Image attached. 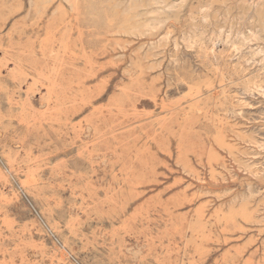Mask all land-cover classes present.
<instances>
[{
	"label": "rangeland",
	"instance_id": "1",
	"mask_svg": "<svg viewBox=\"0 0 264 264\" xmlns=\"http://www.w3.org/2000/svg\"><path fill=\"white\" fill-rule=\"evenodd\" d=\"M71 1L0 0V47L39 50ZM167 1L76 0L112 28L85 46L74 31L65 51L55 39L85 92L66 120L40 125L0 90V264H264V16Z\"/></svg>",
	"mask_w": 264,
	"mask_h": 264
},
{
	"label": "bare ground",
	"instance_id": "2",
	"mask_svg": "<svg viewBox=\"0 0 264 264\" xmlns=\"http://www.w3.org/2000/svg\"><path fill=\"white\" fill-rule=\"evenodd\" d=\"M69 1V0H68ZM129 1V0H128ZM157 1V0H156ZM154 0H151L152 4L151 6H153V4L156 2ZM257 1V4H256ZM161 2V0H160ZM173 2V1H172ZM172 2L165 0V6L167 8H170L172 6H175ZM184 2L185 0H181V3L177 4V8H176V13H178L179 11L182 10V7L184 6ZM214 2L216 3V5H212L209 2V7H213L216 9V13L219 12H223L226 14H229L231 12L232 8H237L239 13L242 14H250V11L253 10V17L256 19V17L258 18V20L260 21L263 16H264V2H262V0H242L241 2L237 1V0H214ZM34 3V2H33ZM134 3V2H133ZM38 4V2H37ZM144 4V1H143ZM159 4V3H158ZM41 5V4H40ZM109 5V4H108ZM139 5V4H138ZM142 5V4H141ZM149 5V4H148ZM164 5V4H163ZM253 5L254 8H253ZM257 5V8H256ZM31 6V5H30ZM110 6V5H109ZM129 6V5H128ZM150 6V9L147 10L148 13H152L154 12V9H152V7ZM39 7V6H38ZM36 7V8H38ZM134 7V5H133ZM143 7V6H142ZM147 7V6H146ZM157 7V6H156ZM155 7V8H156ZM160 7V6H159ZM207 7V5H206ZM67 8V7H66ZM66 8L59 6L55 11H58V16L61 17L60 23L61 26L57 27L59 30V36H56L55 33L50 34L48 30L47 34L45 36V38L40 39L41 41L39 42V45L36 50L33 43L30 44V46L28 47V50H24V52H16L13 51L12 48L7 49V48H1V55H0V67L1 65H7L8 61H12V67H10V69H8V71L6 72L5 75L1 76L0 75V90L3 91L4 96H6V100L9 102L10 106H14L19 108L22 113L23 116L25 117H29L31 119H33V121L35 122L36 119H39V124H42V120H46L50 119L49 121H52L51 119H53V115H57L56 116V121L60 120V118H63L64 120H66V118H68V115H72L74 113L79 112L80 110H82V106L79 105V103L76 102V95H81L83 96V94H85L84 92V88L82 86V84H78L75 86L76 90H71L72 84H71V80L73 78H71V80H66L64 79V76L62 75V71L58 66V63H56L60 56H59V49H55L54 48V41L56 38L59 39V47L65 51L68 49L69 43H70V35L76 31L77 35L79 36L80 39V45L81 46H85V45H93L94 43L96 44L99 41L98 37H95L94 34L97 33V31L105 29V31L110 30L112 28V19L107 18L108 15V11L107 10H102L104 15L107 18V21L105 22V25L103 26H98V21L100 20L98 17L99 14V10L97 9V7L93 4V3H87V4H79L78 2H76V0H73L70 2V11H68ZM141 8V7H140ZM154 8V7H153ZM175 8V7H174ZM200 8V7H199ZM44 9V8H43ZM42 9V10H43ZM147 9V8H146ZM171 9V8H170ZM211 9V8H210ZM135 10V9H134ZM145 10V9H144ZM165 10V9H163ZM191 10V9H190ZM189 10V11H190ZM37 11V10H36ZM133 11V10H131ZM139 11V10H138ZM156 11V10H155ZM158 11L160 12L161 10L158 9ZM192 11V10H191ZM144 12V11H143ZM142 12V13H143ZM199 12V11H198ZM237 12V11H236ZM29 13V12H28ZM130 13V12H129ZM137 13V10H136ZM171 13V12H170ZM181 13V12H180ZM214 13V12H213ZM212 13V14H213ZM215 13V14H216ZM39 14L40 11H39ZM43 14V13H42ZM140 14V13H138ZM145 14V13H144ZM166 14V13H165ZM197 14V13H196ZM202 14V13H201ZM45 15V14H44ZM155 15V14H154ZM153 15V16H154ZM189 15V14H188ZM198 15V14H197ZM209 15V14H208ZM217 15V14H216ZM215 15V16H216ZM52 16V14H51ZM153 16H149V19H145L143 25L147 28L146 30H151V29H156L158 26L160 27V22L163 21V19L165 18L164 16H161V14H159L157 17H153ZM206 16V14H205ZM251 16V18H252ZM131 17V16H130ZM153 17V18H152ZM196 17V16H195ZM235 17V16H234ZM237 17V16H236ZM246 17V16H245ZM127 18V17H126ZM194 18V17H193ZM198 18V17H197ZM196 18V19H197ZM218 18V17H217ZM58 19V18H57ZM60 19V18H59ZM141 19V18H140ZM169 19V18H168ZM172 19V18H170ZM176 19V17H175ZM223 19V18H222ZM225 19V18H224ZM49 20V17H48ZM56 20V17L51 18V20H49V22L47 23L46 26H53L55 25L54 22ZM179 20V19H177ZM190 20V19H189ZM192 20V19H191ZM190 20V21H191ZM203 20V19H202ZM206 20V19H205ZM204 20V21H205ZM214 20V19H213ZM252 20V19H251ZM264 20V18H263ZM4 21V20H3ZM12 21V20H11ZM47 21V20H45ZM136 21V20H135ZM195 21V20H194ZM256 21V20H255ZM254 21V22H255ZM258 21V22H259ZM6 22V21H5ZM4 22V23H5ZM123 22V21H122ZM131 22V21H129ZM173 22V21H172ZM187 22V20H186ZM189 22V21H188ZM213 22V21H212ZM234 22V21H233ZM253 22V23H254ZM3 23V22H2ZM39 23V22H38ZM37 23V24H38ZM59 23V22H58ZM140 23V22H139ZM192 23V22H191ZM199 23V22H198ZM244 23V22H243ZM252 23V24H253ZM6 24V23H5ZM133 24H136V22H134ZM162 24V22H161ZM211 24V23H210ZM216 24V23H215ZM227 25V24H226ZM251 25V24H250ZM249 25V27H250ZM4 26V25H3ZM1 26V27H3ZM57 26V25H56ZM140 25H138L137 27H139ZM162 26V25H161ZM230 26V24H229ZM203 27V26H202ZM226 27V26H225ZM136 27L132 26V23L129 24L128 26V32L132 29ZM141 28V27H140ZM161 28V27H160ZM196 28V27H195ZM204 28V27H203ZM215 28V25H214ZM213 28V29H214ZM228 28V27H227ZM230 28V27H229ZM241 28V27H240ZM54 29L55 26H54ZM86 29V34L88 35V40L87 41H83L82 37L85 34V30ZM191 29V28H189ZM194 29V26H193ZM192 29V30H193ZM202 29V28H201ZM212 29V28H211ZM2 30V29H1ZM53 30V29H52ZM57 30V29H56ZM198 30V29H197ZM216 30V29H215ZM243 30V29H241ZM37 31H39L38 29H36V31H31V34L26 36V40L28 41L30 38H32ZM55 31V30H54ZM53 31V32H54ZM141 31V29H140ZM143 31V30H142ZM145 31V30H144ZM208 31V30H207ZM228 31V30H227ZM246 31V30H245ZM248 31V30H247ZM126 32V31H125ZM194 32V30H193ZM235 32V31H234ZM240 32V31H239ZM250 32V31H248ZM27 33V32H25ZM52 33V32H51ZM133 33V31H132ZM138 33V32H137ZM142 33V32H141ZM151 33V32H150ZM149 33V34H150ZM207 33V32H206ZM210 33V32H209ZM215 33V32H214ZM219 33V32H218ZM253 32H251L252 34ZM203 34V33H202ZM244 34V33H243ZM197 35V34H196ZM209 35V34H208ZM233 35V34H232ZM257 35V34H255ZM254 35V36H255ZM182 36V34H181ZM187 36V35H185ZM189 36V35H188ZM192 36V35H190ZM194 36V34H193ZM204 36V35H203ZM207 36V35H206ZM215 36V35H214ZM213 36V38H214ZM239 36V35H238ZM36 38V36H34ZM38 37V36H37ZM210 37V36H209ZM237 37V36H236ZM252 37V36H251ZM188 38V37H187ZM223 38V37H222ZM229 38V37H228ZM231 38V37H230ZM242 38V37H241ZM8 39H12L11 35L8 37ZM203 39V38H201ZM207 39V38H206ZM216 39V38H215ZM225 39V38H224ZM239 38H237L238 40ZM243 39V38H242ZM6 40V39H5ZM205 40V39H204ZM231 40V39H230ZM260 40V39H259ZM74 41V40H73ZM197 41V40H196ZM199 41V40H198ZM229 41V40H228ZM227 41V42H228ZM240 40H238L239 42ZM251 41V40H250ZM75 42V41H74ZM78 42V41H77ZM76 42V43H77ZM213 42V41H212ZM218 42V41H217ZM216 42V43H217ZM92 43V44H91ZM223 43V42H222ZM246 43V42H245ZM200 44V41H199ZM209 44V43H208ZM225 44V43H224ZM0 45L3 46L2 40H0ZM248 45V44H247ZM262 45V44H261ZM77 46V44H74V47ZM207 46V45H206ZM176 47V46H174ZM235 47V46H234ZM251 47V46H250ZM80 48V47H79ZM104 48V47H103ZM196 48V47H195ZM201 48V47H199ZM214 48V47H212ZM230 48V47H229ZM249 48V47H248ZM216 49V48H215ZM191 50V49H190ZM200 50V49H199ZM208 50V48H207ZM214 50V49H213ZM234 51V50H233ZM243 51V50H242ZM208 52V51H207ZM211 52V51H210ZM240 52V51H239ZM244 52V51H243ZM242 52V53H243ZM153 53V52H152ZM204 53V52H203ZM153 55V54H152ZM239 55V53L237 54ZM236 55V56H237ZM38 56H40L38 58ZM233 56V55H232ZM260 56V55H259ZM59 57V58H58ZM201 58V57H200ZM255 58V57H254ZM258 58V57H257ZM49 59H51L53 62L51 63H47L49 62ZM204 60V59H203ZM213 60H215V58H213ZM246 60V59H245ZM244 60V61H245ZM250 60V59H249ZM61 61V60H60ZM145 61V60H144ZM206 61V59H205ZM222 61V60H220ZM224 61V60H223ZM255 61V60H254ZM209 62V61H208ZM215 62V61H214ZM240 62V61H239ZM250 62V61H249ZM147 63V62H146ZM210 63V62H209ZM227 63V62H226ZM225 63V64H226ZM11 63H9L10 65ZM208 64V63H207ZM215 64V63H214ZM230 64V63H229ZM228 64V65H229ZM212 65V64H211ZM227 65V66H228ZM232 65V64H231ZM43 66H46L47 69L44 71L43 70ZM67 66V65H66ZM6 67V66H5ZM4 67V68H5ZM159 67V66H158ZM232 67V66H231ZM3 68V69H4ZM73 68V67H72ZM216 68V67H215ZM240 68V67H239ZM230 70V69H229ZM228 70V71H229ZM237 71V70H236ZM216 73V72H215ZM1 74V72H0ZM246 74V73H245ZM244 75V74H243ZM68 76V75H66ZM30 77V78H29ZM236 77V76H235ZM29 78V80H28ZM233 78V77H232ZM241 78V77H240ZM244 79V78H243ZM236 81V80H235ZM240 81V80H239ZM246 81V80H245ZM83 82V80H82ZM85 83V82H84ZM214 84V83H212ZM237 84V83H236ZM44 86L43 93L40 94L39 96V100H38V105L40 108H42L43 110L37 111L34 106H35V102L32 98L33 92L35 90H39L38 86ZM12 86L11 89H9L8 87ZM259 86V85H257ZM260 88V87H258ZM225 89V88H224ZM223 89V90H224ZM249 89V88H248ZM71 90V91H70ZM125 90V89H124ZM261 90V89H260ZM38 92V91H37ZM35 92V93H37ZM71 92L73 94V97L69 100H65L66 97V93ZM261 92V91H260ZM203 93V92H202ZM211 93V92H210ZM258 93V92H256ZM263 95V94H262ZM213 96V95H212ZM236 96V95H235ZM23 97V100H21ZM17 98V100L15 99ZM219 98V97H218ZM219 100V99H218ZM71 102L69 105H66L67 102ZM91 103V102H90ZM81 104V103H80ZM224 105V104H223ZM97 106V105H96ZM85 107V106H84ZM100 107V106H99ZM105 108V107H104ZM10 112V111H9ZM74 116V115H73ZM10 119V118H9ZM16 119V118H15ZM14 120V119H13ZM19 120V119H18ZM11 121V120H10ZM71 121V120H69ZM32 123V122H31ZM30 123V124H31ZM214 123V122H213ZM21 124V123H20ZM19 124V125H20ZM38 124V125H39ZM39 125V126H40ZM44 125V124H43ZM51 125V122H50ZM25 126V125H24ZM30 126V125H29ZM241 132V131H240ZM235 157V156H234ZM12 167V166H11ZM32 179V177H31ZM244 203V202H243ZM246 206V204H245ZM59 223V222H58ZM62 229V228H61ZM63 247V246H62Z\"/></svg>",
	"mask_w": 264,
	"mask_h": 264
}]
</instances>
